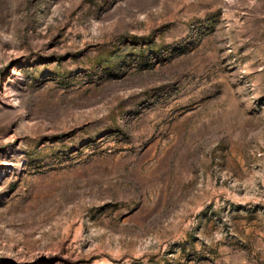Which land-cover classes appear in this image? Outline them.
<instances>
[{
	"label": "rangeland",
	"instance_id": "rangeland-1",
	"mask_svg": "<svg viewBox=\"0 0 264 264\" xmlns=\"http://www.w3.org/2000/svg\"><path fill=\"white\" fill-rule=\"evenodd\" d=\"M0 264H264V0H0Z\"/></svg>",
	"mask_w": 264,
	"mask_h": 264
}]
</instances>
